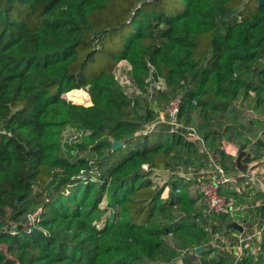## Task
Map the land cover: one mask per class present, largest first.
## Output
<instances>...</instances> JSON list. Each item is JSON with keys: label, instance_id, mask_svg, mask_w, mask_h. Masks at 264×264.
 <instances>
[{"label": "trees", "instance_id": "1", "mask_svg": "<svg viewBox=\"0 0 264 264\" xmlns=\"http://www.w3.org/2000/svg\"><path fill=\"white\" fill-rule=\"evenodd\" d=\"M263 60L264 5L256 0H0V245L7 247L0 264H166L164 254H175L166 242L186 226L194 232L186 242L203 248L207 264L205 227L192 222L202 215L195 201L186 190L175 194L178 181L162 200L166 187L157 189L142 168L202 160L198 140L162 125L131 133L116 151L98 140L92 159H73L65 152L77 144H64L63 134L75 127L88 139L136 127L140 100L116 78L124 61L140 91L147 93L150 75L178 89L180 120L196 125L193 117L226 113L251 91L259 108L264 67L255 71L259 82L244 78ZM82 89L91 105L64 98ZM203 123L204 136L210 123ZM178 147L187 156H177ZM210 150L219 152L212 143ZM248 157L240 152L237 161ZM106 194L114 215L102 222ZM160 203V212L188 213L189 223L153 225Z\"/></svg>", "mask_w": 264, "mask_h": 264}, {"label": "built area", "instance_id": "2", "mask_svg": "<svg viewBox=\"0 0 264 264\" xmlns=\"http://www.w3.org/2000/svg\"><path fill=\"white\" fill-rule=\"evenodd\" d=\"M122 66L120 64L118 68ZM150 78L154 79L153 83H149ZM146 82L149 106L156 115V120L146 127V134L153 132L159 125H167L174 134L185 129V136L193 137L201 145V153L204 155L202 164L186 160L185 165L179 166L177 170H169L164 176L162 185L168 184L169 186V183L178 181L180 186L175 191L177 196L186 190L185 185H191L194 192L202 198L205 205L202 218L207 225H203L204 222L200 217H196L195 223L205 227L207 233L206 263L222 264V256L227 253L232 256L230 264H249L250 260H254L255 264H264V161L253 157L255 161H249L246 170L238 169L237 172L231 173L222 161L221 154L208 148L198 127L190 123L185 124L180 120L182 95L161 103L157 98V93L164 92L161 87L162 80L150 75ZM250 95L249 97L255 100V94L253 96L250 92ZM241 98L242 101L238 99L236 104L245 102V97ZM193 104L197 105V102L193 101ZM250 113L254 115L253 112L250 111ZM90 134V132L70 127L63 134V142L69 146H75ZM222 139L225 141L222 143V151L226 155H236V150H230L231 141L226 138ZM254 144L257 146L256 142ZM142 168L146 172H151L154 179L155 175L160 179L161 169L150 168L148 164H144ZM240 197L253 201V203L242 202ZM174 208L177 209L178 205ZM257 209H261L262 212L254 222L253 229L250 230L249 212ZM30 220L33 222L35 216H31ZM233 224L241 226L243 230L235 229ZM168 237H173V233H169ZM0 247L7 254V247L4 245ZM195 249L197 251L198 248ZM195 249L192 251L195 252ZM201 249L203 252V248ZM202 252H197V255Z\"/></svg>", "mask_w": 264, "mask_h": 264}, {"label": "rangeland", "instance_id": "3", "mask_svg": "<svg viewBox=\"0 0 264 264\" xmlns=\"http://www.w3.org/2000/svg\"><path fill=\"white\" fill-rule=\"evenodd\" d=\"M120 64L123 66L120 68H117V72H116L117 81L119 82L120 85L123 86L127 94L131 95L132 97L138 98L141 103V107H139L136 111L133 112V116L131 119V123L136 124V127L128 126V128H125L117 132H115L110 127L109 130L106 132V134L102 136L97 135V136H94L88 139L84 138L76 145L75 148L73 147L72 150H69V149L66 150L65 155L67 157L69 158L71 157L73 159H77V158L92 159V157H90V149L97 143L98 140L106 141V143L112 144V145L115 142H121L123 144V142H125V140L127 139V137H129L131 133L140 131L142 135L145 132L146 127L150 125L151 122L156 120L153 118L151 119L148 113V109H150V106L148 104L149 100H148L146 93H144L143 91H140L139 90L140 88L137 87L134 83H132V76H131V70H130L131 66L128 65V63L125 61ZM255 67H256L255 68L256 70H254V73H252L251 75L250 73L245 75L244 79L246 80V82L248 81H258L259 82L261 80L259 76L255 75L256 73L255 71H258V68L264 67V60L259 61ZM153 82H154V79L150 78L149 83H153ZM186 86L187 84L185 81L184 88H186ZM161 87L164 89L165 92H168L171 97L182 95V93L178 92V89L167 84L165 82V79L163 78H162ZM262 90L263 91L260 92V94L263 93V98H262L263 100H262V103L259 104V108L256 105V101L258 99L256 97V93L255 91H251L253 96L255 94V100L249 97L251 95H248L245 97V102L244 101L240 103L237 102L240 106L236 104V107L234 105V108L232 107V109L226 113H222V114L205 113L203 117L201 115L198 117H193L197 127L198 126L200 127L201 124H204L203 122L210 123V125L204 128V130L202 131V133L204 134V136L203 135L202 136L205 137L204 139L207 143V146L208 144L212 143L215 147H218L219 144L217 145V143L219 142V140L222 139L221 134L223 133V130H224V134L226 133L228 140H230L232 143L236 142L238 144H241L242 142L246 141L247 138H245L244 135L246 134L249 135L250 133L256 134V132H253L254 130L256 131L264 130V124L263 126H261L262 121H259L258 119L255 118L256 115H259L261 112L264 113V89ZM257 93H258L257 95H259V92ZM64 98H66V100L74 104H79V105H84V106L91 105V100H90V96L88 94L87 89L76 90V91L70 92L64 95ZM239 100L242 101V98L240 97ZM259 110H262V111L260 112ZM238 111L240 112V115H238L237 117L236 114ZM250 111L253 112L254 115L251 114ZM238 118H239V121H238ZM159 126H158L159 127L158 130L161 128L162 125H159ZM233 126L234 127L238 126V128H236V130L234 131ZM253 126L255 127L253 128ZM143 135H149V134H146L145 132ZM206 138H209V139H206ZM247 142L251 143V141L249 140ZM208 148L210 149V146ZM261 150L264 152V148ZM177 151H178V153H176L178 154L177 156H182V155L187 156L186 155L187 150L184 147H178ZM200 154L202 153L200 152ZM202 157L204 158V155ZM249 157L252 158L253 156L249 155ZM189 159L190 161L191 160L193 161L191 157ZM173 160L174 158H172L171 161ZM195 161H198V158H196ZM177 168L178 166L175 168H172V170L173 169L177 170ZM168 172H169L168 169L161 168V175L159 176L160 179H158V177L155 175L154 181L156 182L155 185L157 186V189L163 186H166V184L162 186L161 183L162 181H164L165 179L164 176L167 175ZM152 177L154 178V176ZM190 186L191 185H185V188L187 189L188 193L192 196L193 200L195 197L196 199L194 200L195 206H197L198 205L197 202L201 203L202 200L200 199L198 194L194 192L193 188H191ZM169 188H170V192H172L171 185H169ZM109 195L110 194L108 195L106 194L103 203L100 205L101 209L105 212L104 215L102 216V222L103 220L107 219V217L113 218V215H114L112 210L110 209V205L108 201ZM164 199L166 200L168 199L166 195H163L162 200ZM162 205H163L162 203L159 204L158 213L156 214V217L154 218L153 225H156V226L160 225L164 227L172 226L175 229H177V226L178 227L181 226L180 224L181 221L185 224L189 223L190 216L188 215V213H185L183 210L180 211L179 209L171 211V212H160ZM199 209L201 208L197 207L196 210H199ZM201 211L202 209L200 210V213ZM195 212L196 211H194L193 209L191 210V213H195ZM196 217H200L202 222H204V218H202V215L196 216ZM196 217L192 219V222L195 223ZM193 233L194 232L192 231V229L188 226L184 227L183 229H180L179 231H176L175 237H174L175 239H172L166 242L167 243L166 245H169L170 249L174 247L175 254H171V252L165 253L163 256V262H165L166 264H186V260H187L189 263L191 261L190 264H205L204 260L201 257H199L197 254L194 255V251L192 250L195 248H193V245L190 244V241L186 242V240H188L187 237H193L194 235Z\"/></svg>", "mask_w": 264, "mask_h": 264}, {"label": "crops", "instance_id": "4", "mask_svg": "<svg viewBox=\"0 0 264 264\" xmlns=\"http://www.w3.org/2000/svg\"><path fill=\"white\" fill-rule=\"evenodd\" d=\"M260 112L262 111V110H259ZM262 113V112H261ZM259 114V115H256V119H258L259 121H262V124H261V126H263V124H264V113H262V114ZM238 121H239V119H238ZM238 126H236L235 128H237ZM255 126H253V128H254ZM253 132H256V134H254V133H250L249 135H244V137L245 138H248L249 140H251V143L250 144H247L249 147H255V148H257V149H262V148H260L259 147V145H258V143H257V140H261V141H263L264 142V130H258V131H256V130H254ZM222 138H226V137H222ZM227 139V138H226ZM254 142H256L257 143V146L254 144ZM222 143H225V141H223V139L220 141L219 140V142L217 143V145H218V147H216V148H218V153H221L220 151H222ZM232 143V142H231ZM255 145V146H254ZM210 146V144H208V147ZM241 146H243L242 144H238V143H232L231 144V147H230V150H236V152H235V154L236 155H234V156H230V155H226L225 154V156H223L222 157V161H224L225 162V164H226V166L228 167V169H230V172L232 173V172H237L238 171V169H241V170H246L247 169V167H248V164H249V161H255L254 159H253V157L251 158V157H248V158H246V159H244L243 161H237L238 160V156H239V154H240V152H241ZM235 147V148H234ZM237 148V149H236ZM215 152V151H214ZM225 153V152H224ZM248 153V152H247ZM249 154V153H248ZM249 155H251V154H249ZM191 158L193 159V162H196V163H198V164H202V160H199L198 159V161H195V157L194 156H191ZM259 160H261V161H263L262 159H259ZM192 161V160H191ZM230 167V168H229ZM162 184V183H161ZM163 186V185H162ZM166 188H165V191H164V195H166V196H168V195H170V188H169V186H168V188H167V185L165 186ZM186 189V188H185ZM168 190V191H167ZM167 191V192H166ZM186 191H187V189H186ZM188 192V191H187ZM189 194V193H188ZM199 196V195H198ZM189 197L193 200V198H192V196L189 194ZM200 197V196H199ZM200 199L202 200V198L200 197ZM194 200H196L195 199V197H194ZM240 200H242V202H246V203H253V201H249L248 199H246V198H243V197H240ZM198 203V205L197 206H195V210L197 209V207H200L201 209H202V211H201V214H203V211H204V208H205V205H204V202H203V200L201 201V203H199V202H197ZM201 209H199L198 211L200 212V210ZM262 212V210L261 209H257V210H251L250 212H249V215H250V220H249V222H250V230L251 229H253V227H254V222L257 220V218L259 217V215H260V213ZM222 264H230L231 262H232V256L231 255H229V254H227V253H225L223 256H222ZM182 261V260H181ZM183 262V261H182ZM249 264H255V261L254 260H250L249 261Z\"/></svg>", "mask_w": 264, "mask_h": 264}, {"label": "water", "instance_id": "5", "mask_svg": "<svg viewBox=\"0 0 264 264\" xmlns=\"http://www.w3.org/2000/svg\"><path fill=\"white\" fill-rule=\"evenodd\" d=\"M259 4V6H263L264 5V0H256ZM257 143L259 145L260 148H264V142L261 141L260 139L257 140ZM122 148V143L121 142H115L113 145H112V150L113 151H116L118 149H121ZM241 152H248L249 154H251L253 157H257V158H260L264 161V152L261 150V149H257L255 147H249L247 144L241 146ZM233 227L239 231H242V227L237 225V224H233ZM197 252L198 253H201L202 252V249L201 248H198L197 249Z\"/></svg>", "mask_w": 264, "mask_h": 264}]
</instances>
